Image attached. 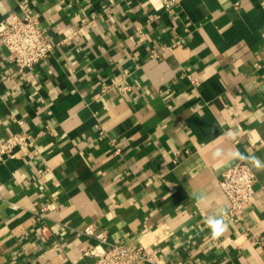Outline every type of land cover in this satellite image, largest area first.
<instances>
[{"label": "crops", "instance_id": "crops-1", "mask_svg": "<svg viewBox=\"0 0 264 264\" xmlns=\"http://www.w3.org/2000/svg\"><path fill=\"white\" fill-rule=\"evenodd\" d=\"M20 3L56 45L25 80L0 43V141L34 136L0 161V264L92 262L87 224L159 264H264V171L231 217L239 160L212 155L264 160V0H0V20Z\"/></svg>", "mask_w": 264, "mask_h": 264}, {"label": "built area", "instance_id": "built-area-1", "mask_svg": "<svg viewBox=\"0 0 264 264\" xmlns=\"http://www.w3.org/2000/svg\"><path fill=\"white\" fill-rule=\"evenodd\" d=\"M165 7L171 6L175 0H162ZM22 14L9 12L0 20V43L4 44L8 58L15 65V74L18 78L28 80L29 71L33 66L47 57L55 48L45 29L40 25L37 17L33 16L26 4L20 3ZM155 17V16H154ZM69 37L61 42L68 41ZM12 74H1L0 80H7ZM192 84H197V78H191ZM111 87L125 91L127 85L103 84L102 90ZM100 132H102L100 130ZM34 144V136L27 129H20L7 135L0 141V161L4 158H15L21 152L29 151ZM256 176L250 164L239 160L235 164L225 168L218 180L219 188L228 201L227 214L240 219L243 209L254 199ZM43 211L38 212L43 217ZM80 233L96 240L89 246L85 255L92 257V262L82 264H159L152 252L147 251L143 245L135 247L117 242H108L103 234L92 224H87Z\"/></svg>", "mask_w": 264, "mask_h": 264}, {"label": "clouds", "instance_id": "clouds-1", "mask_svg": "<svg viewBox=\"0 0 264 264\" xmlns=\"http://www.w3.org/2000/svg\"><path fill=\"white\" fill-rule=\"evenodd\" d=\"M223 135L225 137L234 138L237 133L235 131H231L228 133H224ZM212 155L214 156V158H223L225 156H229L235 160H243L248 162L253 168L264 171V160H261L260 158L255 157L254 155L245 156L237 150L226 151L222 145H218L213 150ZM197 199L198 202L205 203L207 197L201 195ZM205 223L211 230L210 234L212 238H218L228 229V224L225 220V213L223 212V210H220L215 215L208 216L205 219Z\"/></svg>", "mask_w": 264, "mask_h": 264}, {"label": "water", "instance_id": "water-1", "mask_svg": "<svg viewBox=\"0 0 264 264\" xmlns=\"http://www.w3.org/2000/svg\"><path fill=\"white\" fill-rule=\"evenodd\" d=\"M93 260V259H92Z\"/></svg>", "mask_w": 264, "mask_h": 264}]
</instances>
